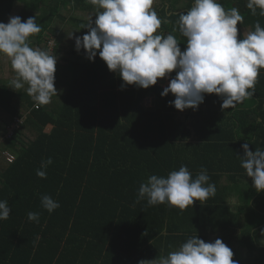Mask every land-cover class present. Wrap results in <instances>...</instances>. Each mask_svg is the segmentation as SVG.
<instances>
[{
	"label": "trees",
	"instance_id": "1",
	"mask_svg": "<svg viewBox=\"0 0 264 264\" xmlns=\"http://www.w3.org/2000/svg\"><path fill=\"white\" fill-rule=\"evenodd\" d=\"M177 1L167 0L169 9L164 5L160 9L158 15L163 23L159 32L175 35L183 52L186 39L178 31L180 13H173ZM193 2L188 0L189 9ZM218 3L226 10L237 7L244 18L237 25L238 32L253 31L257 21L264 27V16L259 15V9L252 15L246 6L248 0ZM9 9L10 6L6 14ZM49 9L35 17L40 19L42 31L31 39L45 51H49V41L55 39L53 51L59 54L62 39L50 31H57L52 24L61 15ZM33 11L27 5L25 17H33ZM6 14L0 20L6 19ZM44 33L55 35L45 39L46 47ZM66 46L70 48L57 59L59 70L55 76V82L67 87L62 105H42L35 110L30 103V113L20 115L19 108L10 102L11 93L0 87L1 146L15 155L12 161L0 158V200H7L11 209L9 218L0 220V245L6 253L22 252L19 264H138L140 260L166 256L193 236L209 242L203 231L220 230L232 239L229 248L236 249V261L240 262L237 251L241 244L253 256L264 238V191L257 192L252 186L245 190V185L235 186L236 191L220 186L230 159L219 154L214 161V154L203 156L197 151L206 144L184 143L190 134L179 127L175 114H170L176 109L166 97L160 96L157 110L143 109L141 100L158 92L155 86L139 92L118 91L115 88L123 81L109 71L104 61H90L75 50L74 44ZM171 75L175 78L176 72ZM130 97L132 102L126 99ZM252 97L258 98L257 108L235 109V124L238 134L246 129L262 136L257 140L253 135H239L207 141L212 149L233 150L235 162L228 172L236 171L241 179L248 178L240 166L242 145L247 143L250 151L264 149V95L257 92L256 84ZM260 117L263 122L258 121ZM17 119L24 121L9 135V127ZM48 125L53 126L50 133L45 131ZM48 158L53 163L46 169V178L41 179L36 171ZM181 166L188 168L192 178L202 168L207 169L209 182L219 187L215 198L196 201L185 210L167 204L149 207L146 200L136 203L139 186L150 175L167 177ZM232 193H237L243 204L237 213L226 204ZM43 195H49L60 207L48 213L41 206ZM29 212L39 213V221H29ZM232 224L242 232H231ZM111 242L113 245L104 253L103 247Z\"/></svg>",
	"mask_w": 264,
	"mask_h": 264
},
{
	"label": "clouds",
	"instance_id": "2",
	"mask_svg": "<svg viewBox=\"0 0 264 264\" xmlns=\"http://www.w3.org/2000/svg\"><path fill=\"white\" fill-rule=\"evenodd\" d=\"M96 6L88 33L75 38V50L83 49L90 61L99 53L109 71L123 81L122 89L134 85L148 89L173 71L175 78L163 89L161 96L171 93L170 102L176 110H196L205 94L222 98L221 109H234L237 104L255 93V84L264 69V27L257 21L254 30L238 39L237 25L243 16L235 7L226 10L218 0H194L193 6L179 14V34L186 39L182 52L173 34L159 30L163 23L153 8L154 0H86ZM252 15L264 16V0H248ZM42 31L36 18L22 21L20 16L0 22V57L10 61L15 73L10 88L24 89L36 107L47 105L57 96L55 72L57 57L41 48L31 47L30 38ZM72 36V35H71ZM70 36V37H71ZM244 156L240 166L251 178L257 192L264 191V149L249 150L242 145ZM51 158L41 161L36 175L46 178ZM207 169L202 168L195 178L186 166L171 171L167 177L150 175L142 182L136 203L146 200L147 206L167 204L185 210L194 202L215 196L216 185L210 183ZM41 206L48 213L60 207L49 195L41 197ZM7 200H0V220L9 218ZM29 221H39V213L29 212ZM138 264H237L232 250L216 239L205 242L198 236L187 239L176 250L153 260Z\"/></svg>",
	"mask_w": 264,
	"mask_h": 264
},
{
	"label": "crops",
	"instance_id": "3",
	"mask_svg": "<svg viewBox=\"0 0 264 264\" xmlns=\"http://www.w3.org/2000/svg\"><path fill=\"white\" fill-rule=\"evenodd\" d=\"M166 1L167 0H154V4L155 3L157 4L158 10H159L162 8L163 5L165 6L167 4ZM27 5H29L31 9L34 10L33 11L34 18L40 17L42 15L41 10L47 9V8H50L49 10L54 12V14L61 15V16H58L57 19L54 21L55 23L52 24L54 25L57 31H54V30L50 31V32H53L56 35V37H60L62 39L61 40L62 48H61V51L59 50L57 59L60 56H65L64 54L67 52L66 50L70 48L69 46H66L67 43L75 45L76 37L82 38L85 34L88 33V29L86 31L84 28H82V26L88 25L91 18H92V23H94L96 19L95 17L96 6L90 3H87L86 0H0V9H1L0 17L5 16L8 6H10L9 12L8 14H6V19L4 18L3 20H0V22L8 23L9 17L11 16H20L22 21H26L29 17H32V16L25 17L24 15V9ZM168 9H169V5H168ZM178 9L179 8L176 4L175 5L176 12H173V13H177V14L183 13V12H179ZM57 10H58V13L56 12ZM39 21L40 19H36L37 23H39ZM79 30H85V31L80 32ZM55 35L44 33L43 35L44 37L42 39L43 44H44L45 39L48 36H55ZM238 35L242 37L243 32L242 31L238 32ZM31 40H32L31 47L41 48L39 44L35 43L34 45L33 39ZM63 41H64V44H63ZM81 50L84 51L83 49ZM81 54L87 57L86 53L83 54L82 52ZM98 56L99 55L97 54L95 58L99 61H102L101 59L98 58ZM58 70H59L58 67H56V72H58ZM56 72H55V76L57 74ZM14 76H15V73L13 72L11 68L10 61L7 58L0 57V87L2 89H5L4 91H9L11 93L10 95L11 100L10 99L9 100L12 103V106H17L19 108L17 112L20 115L24 114L25 111H27V114L30 113V111H28L29 110L28 107H30V103L32 104L31 108L35 110L39 109V107L37 108L35 106V102L30 96L27 95L24 89L15 91L12 88L8 87L9 82L14 78ZM171 79H173V76L171 74H169L166 78L158 79L157 84L154 85L158 92H151L141 100V105L143 109H145L146 111H155L160 107L161 93L163 89L168 86ZM54 86L57 91H59L60 89L67 90L66 86L59 85L58 82H55ZM121 86L122 85L118 84L115 89L118 91L120 90V91H126V92L128 91L139 92L138 91L139 89L145 90V89L139 88L134 85L125 86L123 89ZM256 87H257V92L264 95V69L260 70V75L257 79ZM64 96L62 95L60 97L59 94H57V96H53L51 99V105L47 104V107H56V105L57 106L62 105L64 102ZM57 97H60V99H58ZM54 98H56L55 101H54ZM126 99L127 101L132 102L131 97L126 98ZM166 99L168 102H172L174 101L175 97L171 93H169V95L166 96ZM222 102H223L222 98L217 97L215 94H212V96L207 95L204 97V102L200 104L196 110L186 109L183 112L176 110L174 112L171 111L170 114L174 113L175 114L174 119L179 124V127L185 128L190 134L187 138H185L186 140H183L184 143H191L193 145L206 144L207 145L206 147L200 148L197 151L198 153L201 152L203 156L206 154L209 155L210 153L214 154V156H217L212 159L214 161L218 158L219 154L221 157H228L227 159H230L228 161V170H226L227 172H225L220 179V186H229L232 190L236 191L234 189L235 186L245 185L244 188L246 190V188L249 186L253 187V182L251 178L248 177L245 179H241L238 177V174L236 171L232 170V172H228L229 168L231 169L232 166H234L233 164L235 162L232 156V154L234 153L233 150L230 149V151L223 152L221 148L212 149L211 147H208L209 142L207 141L210 139L216 138V137L217 138L219 137L231 138V137H238L239 135L242 137H245V136L252 137L253 131L251 130L244 129L242 134H238V132L240 131L237 125L235 124L236 120H235L234 113L236 112L235 109L237 108L239 109V111H246L244 109L257 108L258 98L257 97L247 98L243 102L237 104V106L234 109H226L225 111L221 109ZM149 103H150V106L148 105ZM128 104L132 105L130 103ZM4 116H5V113H4ZM258 121L263 122V119L260 117ZM166 122L167 121L163 119V123L165 124ZM52 129H53V126H52ZM179 132H180V129L178 130L177 134ZM218 133H221V134H218ZM260 136H262V133H260L259 136H257L256 134L253 135L255 140H257ZM252 152H255V151H252ZM222 154H226V155L223 156ZM209 174L211 173L209 172ZM244 174H246V172ZM239 176H241V174H239ZM230 177H232V179ZM213 183L216 185V182H213ZM218 188L219 187L216 185L215 196L218 193ZM232 194L233 195L227 196L226 204L230 207V210L231 211L233 210L232 212L235 213L236 209L241 204V201H240L241 197L237 196V193H232ZM215 196L210 197V198H215ZM262 215L264 216V211H262ZM200 229L203 230L202 227H200ZM242 230H243L242 228H239L238 231L233 232L230 229L231 232L236 233V234L237 233L240 234ZM203 232L208 237L209 242H214L216 239H221L222 242L229 247L232 241V239L229 238L228 236H225L226 240L224 238L219 237L217 232L210 233L209 230L208 232L207 230ZM261 240L262 241L257 249V252L254 253L253 256L249 255L248 249L244 247L242 244L238 245V251H237L238 257L242 264H264V254L262 253L264 252V238ZM113 243L114 242H111L108 246L103 247L104 253L110 246L113 245ZM239 247H241L242 253H239ZM27 249H29V247H27ZM230 249L233 252V259L236 260L235 259L236 249L231 248V247ZM26 250L24 252H26ZM103 251L101 255L103 254ZM22 254L23 253L20 251H13V252L11 251V252L6 253L4 246L0 245V264H16L15 262H17V264L22 263L21 261ZM236 262L238 263V261Z\"/></svg>",
	"mask_w": 264,
	"mask_h": 264
},
{
	"label": "rangeland",
	"instance_id": "4",
	"mask_svg": "<svg viewBox=\"0 0 264 264\" xmlns=\"http://www.w3.org/2000/svg\"><path fill=\"white\" fill-rule=\"evenodd\" d=\"M219 1V0H218ZM194 3V2H193ZM193 3H191L192 5H193ZM176 4H177V6H178V11L179 12H186L187 10H189V8H188V5H189V3H188V0H179V1H177L176 2ZM168 3L165 5V8H166V10L168 9ZM191 6V5H190ZM236 7V6H235ZM153 8L157 11V13H159V11H160V9L158 10V6H157V4L155 3H153ZM237 8V7H236ZM86 31H87V28H84ZM85 30H79L80 32H84ZM248 32H250L248 29H244L243 30V35H247V33ZM179 37H180V35H179ZM238 39H242V37H240L239 35H238ZM44 45H45V43H44ZM45 47H46V45H45ZM83 52V54L85 53L84 51H82V50H80V53H82ZM54 56H56V57H58V54L55 52L54 53ZM66 91L67 90H65V89H60L59 91H57V94H59L60 95V97L63 95H65L66 94ZM60 97H57L58 99H60ZM56 100V98H54V101ZM49 105H51V102L49 103ZM149 106H150V103L148 104ZM0 121H2L1 119H0ZM24 121V119H21V122H23ZM0 123H2V122H0ZM15 125H16V123H15ZM13 127H15L14 125H12L11 127H9V129H11V128H13ZM18 126H16L15 128H17ZM14 128V129H15ZM51 130H52V126L51 125H49V126H47L46 127V129H45V131L47 132V133H50L51 132ZM2 142H3V139H0V158L3 156V157H5V158H8V160L9 161H12L11 160V157L12 158H14V154H13V152H12V150H9V149H7V148H5V147H3V146H1V144H2ZM240 201H241V199H240ZM241 205H243V204H241ZM233 211V210H232ZM235 213H237V209H236V211H235ZM233 232H235V231H238L239 230V227H233V224H232V226H231V228H230ZM217 234H218V236L219 237H221V238H224L225 240H226V238H225V236H224V233L222 232V231H217ZM210 236V235H209ZM234 246H235V244H234ZM263 254H264V252H262ZM234 261H236V260H234ZM241 262H239L238 261V263L237 264H240ZM242 264V263H241Z\"/></svg>",
	"mask_w": 264,
	"mask_h": 264
},
{
	"label": "built area",
	"instance_id": "5",
	"mask_svg": "<svg viewBox=\"0 0 264 264\" xmlns=\"http://www.w3.org/2000/svg\"><path fill=\"white\" fill-rule=\"evenodd\" d=\"M54 45H55V39H51L50 41H49V53L50 54H54V51H53V49H54ZM169 85V84H168ZM38 108V107H37ZM22 122H21V119L20 120H16V125L15 124H13L15 127L16 126H19V124H21ZM15 127H13V128H11V129H9V135H11V133L13 132V130H14V128Z\"/></svg>",
	"mask_w": 264,
	"mask_h": 264
},
{
	"label": "water",
	"instance_id": "6",
	"mask_svg": "<svg viewBox=\"0 0 264 264\" xmlns=\"http://www.w3.org/2000/svg\"><path fill=\"white\" fill-rule=\"evenodd\" d=\"M99 59H101L99 56H98Z\"/></svg>",
	"mask_w": 264,
	"mask_h": 264
}]
</instances>
